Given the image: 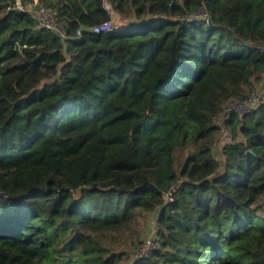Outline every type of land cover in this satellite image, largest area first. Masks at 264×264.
<instances>
[{"label":"trees","instance_id":"16d2710c","mask_svg":"<svg viewBox=\"0 0 264 264\" xmlns=\"http://www.w3.org/2000/svg\"><path fill=\"white\" fill-rule=\"evenodd\" d=\"M36 2L65 37L0 0V264H264V98L217 123L264 72V0Z\"/></svg>","mask_w":264,"mask_h":264},{"label":"built area","instance_id":"2783aa9c","mask_svg":"<svg viewBox=\"0 0 264 264\" xmlns=\"http://www.w3.org/2000/svg\"><path fill=\"white\" fill-rule=\"evenodd\" d=\"M36 1L34 4L36 5ZM17 7L22 9V5L18 2ZM35 18L38 20L39 25L45 28H48L50 30L55 31L58 33L61 37H65V33L63 30V27L59 22L57 21L56 17L54 16L53 12L46 6L42 4H37L34 8L29 9ZM112 22L111 20H104L102 22H99L92 26L90 28L93 32H102V31H108L112 29ZM82 31V28H77L76 32L77 34H80ZM260 97V93L257 89H253L251 92L247 93L246 97L243 99L232 97L226 101L228 103V107L225 109L223 116L221 118L217 119V123L220 125L223 124V121L228 118L231 114V112H238L240 114H243L247 111H249L255 104L258 102V99ZM225 103V105H226ZM226 130L225 127H222V130ZM175 191L174 186H170L166 191L162 193L163 199L165 201L172 199V193ZM150 233L143 239V243L140 246V248L137 250V254L140 256H147L151 253V251L158 246V241L155 237V218L150 217Z\"/></svg>","mask_w":264,"mask_h":264},{"label":"rangeland","instance_id":"374dc122","mask_svg":"<svg viewBox=\"0 0 264 264\" xmlns=\"http://www.w3.org/2000/svg\"><path fill=\"white\" fill-rule=\"evenodd\" d=\"M36 0H33V3L35 2ZM27 6H29L28 4H27ZM31 8V7H30ZM29 7H28V9H30ZM204 15V14H206V13H204V12H200L199 13V15L201 16V15ZM199 16V17H200ZM113 21V20H112ZM114 22V21H113ZM260 77H258V78H256L254 81H253V88H250L249 90H248V93L249 92H251L253 89H257L258 91H259V93H260V96H262V98H264V72H262V73H260V75H259ZM261 98V99H262ZM260 100V97H259V99H258V101ZM229 105H228V103H226V105H224L223 106V109H222V111H221V113H220V115H219V117L218 118H221V116H223V114H224V111H225V109L228 107ZM219 137H218V140H217V142H216V145H215V148H214V153L217 155L219 152H220V149H221V145L223 144V143H225V142H227L228 140H230L229 138H230V132H229V130L226 128V130L224 129V130H222V131H220V133H219V135H218ZM150 217L148 218V216H147V218L145 217V218H141L140 219V225H139V228H140V240H143V239H145V237H147V235L150 233ZM140 248V247H139ZM135 251V250H134ZM134 253V252H133ZM136 253H137V251H136Z\"/></svg>","mask_w":264,"mask_h":264},{"label":"water","instance_id":"95a60500","mask_svg":"<svg viewBox=\"0 0 264 264\" xmlns=\"http://www.w3.org/2000/svg\"><path fill=\"white\" fill-rule=\"evenodd\" d=\"M249 151H252V150H249Z\"/></svg>","mask_w":264,"mask_h":264}]
</instances>
